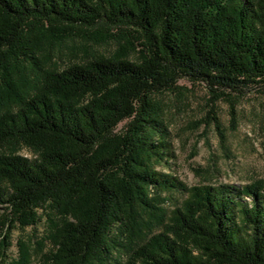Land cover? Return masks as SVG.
Returning a JSON list of instances; mask_svg holds the SVG:
<instances>
[{"label": "trees", "instance_id": "trees-1", "mask_svg": "<svg viewBox=\"0 0 264 264\" xmlns=\"http://www.w3.org/2000/svg\"><path fill=\"white\" fill-rule=\"evenodd\" d=\"M103 26L139 35L144 56L46 64L50 45ZM182 79L214 101L264 92V0H0V260L43 211L56 217L45 264H109L119 233L127 264H264L260 186L188 190L157 170L170 155L155 97ZM171 191L188 201L154 234L144 216ZM30 257L21 247L14 264Z\"/></svg>", "mask_w": 264, "mask_h": 264}, {"label": "rangeland", "instance_id": "rangeland-1", "mask_svg": "<svg viewBox=\"0 0 264 264\" xmlns=\"http://www.w3.org/2000/svg\"><path fill=\"white\" fill-rule=\"evenodd\" d=\"M73 34L46 49L48 66L62 70L98 55L115 54L139 61L145 54L143 39L130 30L103 26L87 33L77 30ZM27 66L32 78V66L30 63ZM155 100L168 129L166 143L170 155L168 164L157 168L159 172L174 177L188 190L203 186L243 189L254 185L264 190V92L251 91L241 97H222L214 101L203 83L182 79L170 91L156 95ZM231 106L235 108V126L231 123ZM214 115L220 121L225 144L221 143L215 128ZM127 123L120 124L116 133L124 132ZM21 155L32 157L26 150L21 151ZM152 198H157L156 192ZM188 198L189 194L183 191L161 193L159 204L157 201L155 205L162 210H152L153 214L144 216L146 228L151 227L152 233L158 234V218L182 208ZM0 213H4L1 207ZM38 216L35 227L21 229L14 225L10 246L5 252L7 258L0 260V264L16 263L21 247L30 251L32 264H45L44 256L52 251L51 221H56V217L43 211H39ZM144 232L142 237L145 238L149 232ZM114 237L120 247L109 264H127L131 256L128 242L120 233Z\"/></svg>", "mask_w": 264, "mask_h": 264}]
</instances>
